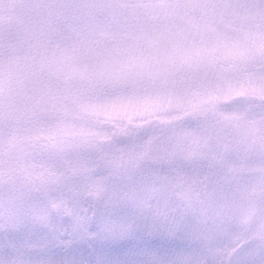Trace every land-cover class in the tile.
Instances as JSON below:
<instances>
[{
    "label": "rangeland",
    "instance_id": "1",
    "mask_svg": "<svg viewBox=\"0 0 264 264\" xmlns=\"http://www.w3.org/2000/svg\"><path fill=\"white\" fill-rule=\"evenodd\" d=\"M143 200L201 214L198 264L264 245V0H0V261Z\"/></svg>",
    "mask_w": 264,
    "mask_h": 264
},
{
    "label": "snow or ice",
    "instance_id": "2",
    "mask_svg": "<svg viewBox=\"0 0 264 264\" xmlns=\"http://www.w3.org/2000/svg\"><path fill=\"white\" fill-rule=\"evenodd\" d=\"M202 223L200 213L170 201L109 203L100 212L95 228L83 230V238L90 245L87 255L72 251L58 258L47 250L61 246L68 249L71 240L46 239L34 244L29 239L22 246L27 256H21L19 262L0 261V264H198L191 245ZM11 227L19 231L28 225L22 217L13 216ZM238 264H264V245L258 251L247 252Z\"/></svg>",
    "mask_w": 264,
    "mask_h": 264
},
{
    "label": "water",
    "instance_id": "3",
    "mask_svg": "<svg viewBox=\"0 0 264 264\" xmlns=\"http://www.w3.org/2000/svg\"><path fill=\"white\" fill-rule=\"evenodd\" d=\"M232 102H227L224 104V106H229Z\"/></svg>",
    "mask_w": 264,
    "mask_h": 264
}]
</instances>
